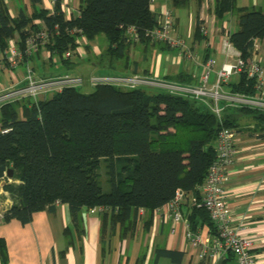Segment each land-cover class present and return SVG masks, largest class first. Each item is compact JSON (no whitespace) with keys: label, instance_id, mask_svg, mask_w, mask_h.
<instances>
[{"label":"trees","instance_id":"obj_1","mask_svg":"<svg viewBox=\"0 0 264 264\" xmlns=\"http://www.w3.org/2000/svg\"><path fill=\"white\" fill-rule=\"evenodd\" d=\"M61 1L57 0L52 14L41 7L43 0H29L32 14L28 16L21 10L17 17H12L5 0H0V59L10 39L19 36L23 47L30 32L40 29L35 21L42 20L50 30L55 25L60 28V33L45 47L53 53L72 51L74 56L79 55L78 35L67 31L78 28L89 43L106 41V48L94 57V65L99 69L109 74L150 75L148 70L140 71L142 61L132 60L130 51L137 45L148 48L158 43L145 36L158 24L151 0H78L79 13L70 19L61 11ZM170 2L176 10L202 5V0ZM229 13L238 20V29L231 33L230 40L246 60L253 54L254 41L264 38V12L240 7L237 0H215L214 15L220 25ZM200 24L197 20L195 38L199 42L205 38ZM130 26L138 30V43L128 41L126 28ZM161 47L173 51L167 44ZM85 49L94 55L90 44ZM208 59L209 55L205 62ZM70 60L61 65L71 66ZM182 78L178 77L180 81L176 82L186 84ZM225 87L234 93L255 94V80L246 73L230 80ZM237 110L253 115L259 125L264 124V113L247 108ZM227 112L223 113V125L236 129ZM0 128L10 130L7 134L0 131V166L14 170L12 181L3 187L13 201L3 222L15 219L26 225L34 214L54 213L56 206L65 204L79 236L84 234L83 209L101 207L105 209L101 212L104 224L110 220L112 227L135 230L139 221H144L148 230L154 211L168 204L181 189L197 200L188 217L191 230L198 231L199 219L209 224L213 234L216 232L209 213L198 204L199 187L216 159L214 144L221 124L202 102L110 85L97 86L89 93L68 88L37 104L27 99L3 106ZM102 160L110 162L112 169L116 164L121 167L117 176H112L110 192H104L98 181ZM141 209L145 215L139 219ZM64 234L70 235L71 230L66 228ZM155 258L178 263L183 254L157 249ZM233 259L230 254L224 264ZM144 260L139 257L136 264H143ZM0 264H9L7 244L1 236Z\"/></svg>","mask_w":264,"mask_h":264},{"label":"crops","instance_id":"obj_2","mask_svg":"<svg viewBox=\"0 0 264 264\" xmlns=\"http://www.w3.org/2000/svg\"><path fill=\"white\" fill-rule=\"evenodd\" d=\"M67 1L78 9V0ZM5 2L11 16L17 17L20 12L17 15L14 14V8H12L14 5L10 7L9 0ZM43 5L46 7L45 3ZM164 6L173 9L169 0H155L151 10L158 17ZM214 6L215 0H202L200 7L192 4L187 9H173L175 18L173 33L175 35L176 32L179 34L183 31L188 44L192 45L199 54V63L190 64L185 59H180L175 50L170 51L171 55L163 56L169 50H163L161 47L163 43L158 42L153 47L144 48L142 45L135 47L136 53L142 51L143 54H147L143 61L141 59L143 67L140 71L148 70L152 76L169 77L167 79L175 81H180L178 77L181 76L186 84L200 85L205 72L203 64L207 55L217 60L216 71H218L226 59L215 50V45H220L224 34H231L238 29V20L235 15L229 13L220 25L214 15ZM238 6L256 8L264 12V3L262 4L259 0H251V4H238ZM26 7L33 12L30 2L26 4ZM197 20L205 23L209 28V35L200 42L195 38ZM208 41H213L214 46L208 47ZM259 43L260 56L264 58V38L260 39ZM90 45L94 52L92 59L87 52H84L71 58V66L67 67L56 64L53 60L47 61L39 53L33 57L34 70L45 77L78 74L88 79L92 75L109 74L107 70H101L94 65L96 61L94 57H98L107 44L100 39ZM155 53V65L151 69L148 64ZM51 68L63 72L48 74ZM24 69V64L20 65L18 73L21 75ZM7 73L0 72V75ZM8 76L10 77L9 73ZM236 79L238 75L230 80ZM215 80L214 73L210 82L213 83ZM4 87L8 86L0 82V89ZM227 110L238 132L236 141L238 153L230 182L226 187L228 201L233 210V224L239 228V234L253 239L254 247L251 250L253 264H264V124L259 125V121L246 112L237 109ZM6 180L8 179L0 180L2 187L0 200L3 201L4 210H8L13 203L10 194L3 188ZM192 206L191 200L183 204L182 212L187 220L192 213ZM110 223V220H107L104 224L101 212L91 214L89 210L83 209L81 229L84 230V234L79 236L70 217L68 206L60 204L56 206L54 213L41 211L34 214L32 221L26 225L15 219L1 222L0 236L7 244L9 264H136L138 258L142 256L145 259L143 264H204L198 259L197 251L187 241L183 224L178 225L174 230L171 220L164 214H153L152 224L148 230L144 227V221H139L135 230H125L120 225L112 227ZM198 223L196 229L204 237L212 234V229L207 222L198 219ZM66 228L71 230L70 235L64 234ZM157 249L182 253L183 258L178 263L166 258L156 259ZM207 263L224 264V261L210 259ZM228 264H235V259Z\"/></svg>","mask_w":264,"mask_h":264},{"label":"built area","instance_id":"obj_3","mask_svg":"<svg viewBox=\"0 0 264 264\" xmlns=\"http://www.w3.org/2000/svg\"><path fill=\"white\" fill-rule=\"evenodd\" d=\"M151 1L153 3L155 0ZM43 2L52 14L55 13L57 0H43ZM61 11L67 19L79 13L78 9L67 0L61 1ZM157 20V26L148 30L145 36L152 41L167 44L177 51L180 59H185L190 64L199 63V54L192 45L188 44L185 38L173 35L175 21L173 9L164 6ZM35 24L40 26V29L30 32L23 47L19 36L10 39L8 49L4 57L0 59V72H8L12 80L10 86L0 89V110L5 105L27 99L37 104L40 100L65 89H82L86 83H89L92 88L110 85L122 89L163 92L204 103L218 117L221 129L214 144L216 159L209 169L206 181L199 187L201 203L198 206H203L207 210L216 232L204 237L200 231L191 230L188 220L183 216L182 207L188 200H191L193 205L197 204V200L194 195L181 189L176 191L174 198L168 204L156 209L154 214H164L167 219L171 220L174 230L178 225L183 224L187 241L197 251L198 259L204 264H208L210 259L225 261L230 254L233 255L235 264H253L251 250L254 247V241L249 236L239 234V228L233 224V210L228 201L226 187L230 182L238 153L236 146L238 132L234 128L223 125V113L227 109L243 108L264 113V58L260 56V39L254 41L252 56L244 60L232 44L231 34H224L220 45H215V50L223 55L226 62L216 71L217 60L209 58L203 64L205 72L200 85H189L145 74L92 75L88 79L78 74L45 77L34 70L33 57L35 55L41 53L45 60H53L56 64H61L62 61L73 58L75 54L67 51L59 55L45 48L50 44L51 38L60 33V28L55 25L54 29L50 30L42 20H36ZM67 31L78 35L76 52L84 53L85 46L90 43L83 31L78 28ZM200 31L205 37L209 35V28L205 23L200 24ZM126 36L129 42L138 43L140 41L138 30L134 26L126 28ZM207 46L213 47V41H208ZM22 64L25 66V71L20 75L17 71ZM214 73L216 80L211 83L210 79ZM241 73H246L248 78L255 80L254 95L234 93L225 88L233 76ZM0 131L2 134H7L10 130L0 128ZM104 210L101 207L89 212L94 214ZM5 212L0 209V222L4 221ZM144 215L145 211L141 209L139 219H142Z\"/></svg>","mask_w":264,"mask_h":264},{"label":"rangeland","instance_id":"obj_4","mask_svg":"<svg viewBox=\"0 0 264 264\" xmlns=\"http://www.w3.org/2000/svg\"><path fill=\"white\" fill-rule=\"evenodd\" d=\"M262 4L264 3V0H259ZM9 2H10V7H12L13 5H14V7H12V8H14V14H16L17 15V13L18 12H20V10H24L25 12H26V14L29 16V15H31L32 14V10L31 9H28L27 7H26V4L29 2L28 0H9ZM237 2H238V4L239 5H243V4H251V0H237ZM39 8H40V6H38ZM41 7H44V5H42ZM46 8V7H45ZM20 9V10H19ZM176 31V30H175ZM183 31H180L179 32V34H178V32H176V35H179V36H181V37H183V38H185L184 37V34L182 33ZM173 35H174V33H173ZM106 42V41H105ZM165 44V43H164ZM106 47H104V49H105ZM43 53L45 52V51H42ZM84 52L86 53H88V51L86 50V49H84ZM84 54V53H83ZM130 54H131V59L132 60H134V61H139V59H140V61L139 62H141V59H142V61L144 60V58L145 57H147V54H143V52L142 51H139V52H137L136 53V49H135V47H132L131 48V51H130ZM167 54H169V55H171L172 54V52H170V51H167V53L166 54H163V56H165V55H167ZM136 56V57H135ZM155 56H156V53L154 54V56L153 57H151V59H150V62H149V64H148V66L151 68V69H153L154 68V65H155ZM90 58L92 59V55L90 54ZM88 59V58H87ZM147 66V67H148ZM50 72L48 73V74H53V73H55V74H62L61 72H63V71H55V69L54 68H51L50 70H49ZM17 72H20V70L19 71H17ZM69 72H73V73H75L74 71H69ZM10 80V77L8 76V73L7 74H3V75H0V82H4L5 83V85L6 86H10L11 85V80ZM93 90V88L90 86V84L89 83H86L84 86H83V88H82V91L84 92V93H89V92H91ZM113 170V171H112ZM120 170H121V167L118 165V164H116L114 167H113V169L111 168V166H110V162H108V161H106V160H102L101 161V163H100V166H99V169H98V181H99V184H100V186L102 187V189H103V191L104 192H110L111 191V189H112V186H111V179H112V176L114 177V176H117V174L120 172ZM6 179H8V178H6ZM0 180H2V179H0ZM9 180H12V179H8V180H6L5 181V184L7 183V182H11V181H9ZM2 190V187L0 186V191ZM1 193V192H0ZM0 195H2V194H0ZM1 197V196H0ZM1 202H0V209L1 210H4V206L2 205V203H3V201L2 200H0ZM5 211H7V210H5Z\"/></svg>","mask_w":264,"mask_h":264},{"label":"water","instance_id":"obj_5","mask_svg":"<svg viewBox=\"0 0 264 264\" xmlns=\"http://www.w3.org/2000/svg\"><path fill=\"white\" fill-rule=\"evenodd\" d=\"M14 177V170L8 169L4 166H0V179L8 178L12 179Z\"/></svg>","mask_w":264,"mask_h":264}]
</instances>
